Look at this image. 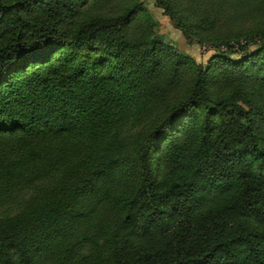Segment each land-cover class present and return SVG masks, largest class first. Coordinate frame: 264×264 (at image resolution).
<instances>
[{"label": "trees", "instance_id": "trees-1", "mask_svg": "<svg viewBox=\"0 0 264 264\" xmlns=\"http://www.w3.org/2000/svg\"><path fill=\"white\" fill-rule=\"evenodd\" d=\"M113 1L0 0V264H264V36L205 68ZM233 2L172 18L205 41Z\"/></svg>", "mask_w": 264, "mask_h": 264}, {"label": "rangeland", "instance_id": "rangeland-1", "mask_svg": "<svg viewBox=\"0 0 264 264\" xmlns=\"http://www.w3.org/2000/svg\"><path fill=\"white\" fill-rule=\"evenodd\" d=\"M139 2L143 3L148 13L155 21V31L172 47L192 56L198 63L204 65L205 68L209 65L212 58L220 51L219 47H217V43L212 41L215 37H228V40L235 46L239 43L238 41L241 40V38H244L242 37L243 35L255 32L259 34L258 40L264 36V0H247L246 4L245 1L235 0V2L230 3L229 8L225 7L224 11L227 13L226 9H228V12L233 14H230L229 18L227 15L223 16L219 24L214 27V30L206 34L207 40L205 41L200 40L198 38L199 36L196 34H190V36L187 37L183 33V30L176 26L172 18V16H175L178 22L182 23L183 20L180 19L181 16L173 9H186L189 7L190 0H171V5L174 7L173 9L159 8L156 0H139ZM128 3L129 0H114L109 3V6L118 9L125 7ZM198 12H196L197 15ZM205 16L204 17L208 21L212 20L209 16ZM254 49L255 46H252L251 50ZM235 57L236 56H233V58ZM161 110V108H156L150 115L146 116L145 120L134 122L130 125L122 135L118 136L120 142L126 147L131 148L142 133L146 131L148 123L155 122L157 119L156 116L160 114ZM55 184L56 183H54V185ZM19 206L20 204L15 206H2L3 209L0 207V217L17 213L21 209ZM205 219L216 223L218 220L223 221L225 219V214L212 212L210 215L206 216ZM103 221H105V219ZM90 251L91 249L88 247L86 253Z\"/></svg>", "mask_w": 264, "mask_h": 264}]
</instances>
